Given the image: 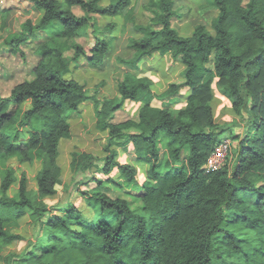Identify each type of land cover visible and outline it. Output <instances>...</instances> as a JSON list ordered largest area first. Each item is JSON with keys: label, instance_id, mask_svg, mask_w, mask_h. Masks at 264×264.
Returning <instances> with one entry per match:
<instances>
[{"label": "trees", "instance_id": "trees-1", "mask_svg": "<svg viewBox=\"0 0 264 264\" xmlns=\"http://www.w3.org/2000/svg\"><path fill=\"white\" fill-rule=\"evenodd\" d=\"M212 2L219 12L211 27L200 23L181 34L172 24L175 0L149 1L154 14L149 24L136 25L142 35L130 40L134 56L118 60L133 70L144 57L160 52L183 63L182 77L161 94L153 91L149 77L131 70L117 78L115 98L91 93L79 79L66 76L70 64L63 44L78 62L87 55L79 40L97 29L95 17L124 13L131 20L132 0H36L40 19L28 18L26 34L3 40L0 54L8 51L26 60L27 48L36 60L28 78L0 93V264H229L225 258L243 247L226 224L256 234L263 244L250 262L264 264V0ZM109 47L107 39L96 37L86 56L89 64L100 66ZM214 84L237 119L217 122ZM184 88L189 89L185 104L171 107L182 100ZM27 99L31 106L20 120L6 110ZM89 99L95 102L96 125L108 130L107 143L103 154L72 151L70 192L83 195L93 208L91 219L71 200L53 207L47 201L63 184L61 141L71 137V119ZM126 100L143 103L136 119L117 118ZM27 124L29 139L16 142L19 128ZM238 126L244 132H237ZM227 132L232 158L206 168ZM130 144L136 161L149 164L147 182L140 183L135 164L119 160V147ZM165 150L167 169L159 171ZM14 159L21 164L38 159L42 166L35 187L22 170L17 192L10 195L18 179ZM23 217L38 227V238L13 249L23 239L17 232Z\"/></svg>", "mask_w": 264, "mask_h": 264}, {"label": "rangeland", "instance_id": "rangeland-1", "mask_svg": "<svg viewBox=\"0 0 264 264\" xmlns=\"http://www.w3.org/2000/svg\"><path fill=\"white\" fill-rule=\"evenodd\" d=\"M109 1L111 0H102V3L108 4ZM149 1L150 0H132L131 6H133L134 11L133 19L131 20H126L125 16L121 13L116 14V16L108 15L113 17H107L104 15H98L95 17L97 29L93 31L91 28L89 35L81 38L79 41L82 42V45L86 49V54L90 55V48L95 44L96 37L107 39L110 44V50L106 53L104 61L100 66H91L89 61L86 59L87 55H84L79 60L80 66L75 67L74 65L78 62H75L73 59V49H71L67 44H63L65 46L64 55L70 64V69L66 76H74L81 82L87 84V86L94 85L92 89H88L91 93H95L97 95L105 94L102 97H106L107 95L111 98L115 92V88L117 87L116 80L120 75H122V72L126 67L124 63L119 62L118 57L129 58L133 56V53H131V45L129 44L130 40L132 37H139L142 35V33L136 28V25L148 24L154 14L153 9L149 6ZM35 2L36 0H0V47L3 46V40L7 37L15 34L27 33L28 29L25 26V22L28 18H31L33 22H37L40 19L41 12L35 8ZM5 10L9 11L4 19V15L6 13ZM175 10L176 15L173 17V26L181 34H189L193 27L200 23L211 27L212 19L217 16L219 12V9L213 4L212 0H175ZM75 12L78 15L84 14L83 10L77 6L75 8ZM2 48L3 47H1V49ZM25 50L27 54L26 60H23L19 54L11 55L8 51L0 54V93L2 95L8 94L16 82L30 76L31 66L34 64L36 56L30 54L27 48ZM162 58V60L158 59L156 61H164L165 63L164 66L161 65V68H163V70L167 73L164 78L171 79V77H173V79H175L177 77L176 73L179 72L182 65L176 61H172L167 55H163ZM151 64H154V67L159 66L154 62H151ZM169 66L170 69L168 70ZM87 69L89 70L88 73H86ZM5 74H9V78H6ZM118 96L119 95L116 97ZM156 102L161 105L160 101ZM90 106L89 108L94 111L93 106ZM137 108L138 103L133 104L126 100L123 105V109L126 110L118 111L117 118L122 119L129 117V115L134 116V112ZM213 108L215 111V118L220 124L228 123L232 119H237L238 117L234 112L230 101L221 93L216 84H214ZM89 113L90 111H88V107L82 109V116L78 117V121L73 120L74 122L71 137L65 139V141L63 140L61 143L58 161L63 168V184L58 185V192L56 195L47 198V201L52 207L57 206L56 204H64L67 200H71L76 205L83 208L88 217L89 214H92L93 208L86 203L82 194H78L75 191L76 189L70 192L71 182L69 178L72 174V151H80L78 148L81 147L89 151L99 150V153L103 154V150L101 148L107 143L106 138L108 135L101 130H97L98 126L96 125L95 115L94 113ZM18 120H20V118H18ZM238 120L241 121L240 118H238ZM35 123L39 125L40 121L37 119L35 120ZM235 130L237 132H244V128L239 126L236 127ZM225 135L227 137L224 136L223 139L228 138L229 133L227 132ZM118 150L121 151L120 160H131L133 163H136L135 157H131L133 155L130 151H125L123 147H120ZM228 155L229 158H232L231 150ZM167 157L169 158L168 151L165 150L162 154V161L160 163V170L162 171H166L167 169L165 166V159ZM11 162L17 167L18 173H21L22 170L27 171L30 180V187H35V176L41 167V162L39 160H35L33 163L21 164L15 159ZM179 164L180 163H178V165ZM115 175L116 174H114V176ZM137 178L140 183L147 182L150 179L149 176L144 174L142 169L138 170ZM136 205L140 207L141 201L137 200ZM225 226L234 233L238 234V237L240 238L239 243L243 247V251L241 252L232 251L231 255L225 258L227 262H229V264H251L250 260L256 257L255 249L262 248L263 242L258 239L252 230L245 228L240 224H226ZM38 230V227H35L30 223L28 217H23L20 222V227L17 229V232L22 234L23 239L18 240L12 248H24L31 241L37 240L38 237L36 234L38 233ZM217 264L225 263L218 260Z\"/></svg>", "mask_w": 264, "mask_h": 264}, {"label": "crops", "instance_id": "crops-1", "mask_svg": "<svg viewBox=\"0 0 264 264\" xmlns=\"http://www.w3.org/2000/svg\"><path fill=\"white\" fill-rule=\"evenodd\" d=\"M110 2V1H109ZM132 5V4H131ZM130 5V6H131ZM123 16H124V13H121ZM104 16H107V17H113V16H108V15H104ZM116 16V15H115ZM149 24V23H148ZM172 24H173V18H172ZM146 25V24H145ZM194 28V27H193ZM89 38V37H88ZM131 53H133V56H134V53H135V50L131 47ZM164 55H167V56H169L170 58H171V60L172 61H175V60H173V58H172V56L170 55V54H164ZM132 56V57H133ZM132 57H129V58H132ZM163 54H161L160 52H156V53H154V55H152V56H150V57H144L142 60H141V62H140V66H139V68L138 69H130L128 66H126L125 68H124V71L122 72V75H120L119 77H121V76H123V74L126 72V71H129V70H131V71H133L134 73H136L138 76H147V77H149L151 80H152V89H153V91L155 92V93H157V94H161V93H163L167 88H168V86H169V84L171 83V82H173V81H175V80H177V79H180L181 77H182V71H183V69L185 68V66L183 65V63H181L180 61H176L177 63H180L182 66H181V69L179 70V72H177L176 74H177V77L175 78V79H173V77H171V79H165L164 77H165V75L167 74L166 73V71L165 70H163V68H161V65H163L164 66V61H160V62H158V61H156V60H158V59H160V60H162L163 58ZM76 62V61H75ZM151 62H154L156 65H159L160 66V68H161V70H160V68H159V66H157V67H154L153 65L154 64H151ZM75 67H79L80 66V61H78V63L77 64H75L74 65ZM154 67V68H153ZM167 67V66H166ZM170 69V66L168 67V70ZM148 70H150V71H148ZM87 72L86 73H88V69L86 70ZM161 71V72H160ZM156 75H158V76H156ZM171 76H172V74H171ZM82 83H84V82H82ZM85 84V83H84ZM86 85V87H87V89H92V87H94V85L93 86H87V84H85ZM115 92H114V94L111 96V98L112 97H116L117 95H119V89H118V85H117V87L115 88V90H114ZM183 92V96L181 97L182 98V100H180V101H177V102H174V103H172L171 104V107H173V108H179V107H181L182 105H184L185 104V97H186V94L189 92V89L188 88H184V90L182 91ZM105 95V94H104ZM103 94L102 95H98V96H104ZM106 97H108V98H110L109 96H107L106 95ZM229 100V99H228ZM129 103H135V104H137L138 103V108L135 110V112H134V116L132 115V116H130L129 115V117L130 118H133V119H136L137 117H138V113H139V111H140V108L142 107V105H143V103L141 102H134V101H132V100H127ZM156 101H160L161 102V105H162V101L161 100H159V99H154V101H153V104H155V105H158V106H161L160 104H157V102ZM91 105V106H90ZM31 106V100L30 99H27L26 101H24L21 105H17V104H14V103H11V104H9L7 107H6V110L7 111H9V112H11V113H13V114H15V116L18 118L19 117V115H21L22 114V112H24L26 109H28L29 107ZM89 106L90 107H92L93 106V109H94V111L91 109V108H89ZM88 107V111H90V113H94V115H95V102H94V100L93 99H89V100H87V101H84L83 103H81L80 104V106H79V115L77 116V117H74L75 119H72L71 120V123H72V130H73V122L74 121H78V117L79 116H82V109H85V108H87ZM90 109V110H89ZM122 110H126V109H122ZM92 111V112H91ZM89 113V114H90ZM74 120V121H73ZM81 121V120H80ZM83 122V121H82ZM97 130H101L102 132H104V133H106V135H108V130H102V129H100V128H98L97 127ZM32 131V127L30 126V125H23V126H21L20 128H19V133H18V136H17V138H16V142H25V141H27L28 139H29V137H30V132ZM92 136V135H91ZM93 137H94V135H93ZM65 139H68V138H63L62 139V141L64 140L65 141ZM107 139V138H106ZM62 141H61V143H62ZM104 143V142H103ZM123 147V149L125 150V151H130V153H132V155L133 156H131V157H136L135 156V150H134V147H133V145L132 144H130V145H127L126 147H127V149L124 147V146H122ZM60 148H61V144H60ZM78 149H80V150H86V149H84V148H78ZM119 149H120V147H119ZM93 152L95 151V152H100L99 150H92ZM121 151L119 150V158H120V153ZM164 153V152H163ZM162 153V154H163ZM161 158H162V156H161ZM167 159H168V157L165 159V162L167 161ZM36 160H38V159H36ZM120 160V159H119ZM41 163V166H42V161L41 160H39ZM121 162H131V163H133L131 160H120ZM135 161H136V159H135ZM161 161H162V159L160 160V163H161ZM133 164H135L136 166H138V170H141L142 169V171H144V174L146 175V176H149L148 175V169H149V164L148 163H145V162H138V161H136V163H133ZM160 165V164H159ZM41 168V167H40ZM40 168H39V170H40ZM38 170V171H39ZM38 171H37V173H38ZM159 171H162V170H160V166H159ZM37 173H36V175H37ZM114 174H116L115 175V177H117V178H119V174L117 173V171H115V173ZM20 173H18V179H17V181L16 182H14L13 183V185L11 186V188H10V190H9V194L10 195H15L16 194V192H17V189H18V180H19V177H20ZM71 177H72V174H71ZM71 177L69 178V180L71 179ZM85 199V198H84ZM83 209V208H82ZM93 213V212H92ZM93 217V215L92 214H89V218L91 219Z\"/></svg>", "mask_w": 264, "mask_h": 264}, {"label": "built area", "instance_id": "built-area-1", "mask_svg": "<svg viewBox=\"0 0 264 264\" xmlns=\"http://www.w3.org/2000/svg\"><path fill=\"white\" fill-rule=\"evenodd\" d=\"M230 147L231 139H223L209 156L207 162L205 163V167L208 169H215L222 166L228 157Z\"/></svg>", "mask_w": 264, "mask_h": 264}]
</instances>
